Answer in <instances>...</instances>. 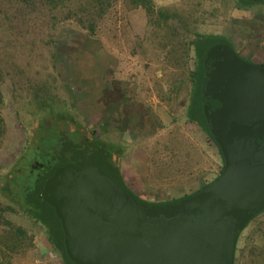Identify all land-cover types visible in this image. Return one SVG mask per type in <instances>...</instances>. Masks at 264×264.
I'll return each mask as SVG.
<instances>
[{"label":"rangeland","instance_id":"374dc122","mask_svg":"<svg viewBox=\"0 0 264 264\" xmlns=\"http://www.w3.org/2000/svg\"><path fill=\"white\" fill-rule=\"evenodd\" d=\"M152 2L155 9L175 14L180 33L186 27L189 35L223 34L247 61L264 64V3ZM106 4L102 15L94 13L96 33L91 35L65 10L52 14L39 0H0V112L5 122L0 175L21 153L37 116L47 115L35 99L48 93L56 111L71 114L122 149V175L140 198L167 201L193 192L220 173L222 161L206 133L185 116L188 71L163 48L162 34L173 29L157 28L156 15L133 0ZM187 67L193 68V55ZM4 215L34 237L31 245L15 241L14 251L8 248L11 241L0 237V264H62L37 221L20 213ZM238 238L235 264L243 252L254 260L244 256L242 264H264V211Z\"/></svg>","mask_w":264,"mask_h":264},{"label":"water","instance_id":"95a60500","mask_svg":"<svg viewBox=\"0 0 264 264\" xmlns=\"http://www.w3.org/2000/svg\"><path fill=\"white\" fill-rule=\"evenodd\" d=\"M203 66L202 111L223 157L221 173L174 203L146 204L97 165L60 164L41 195L73 263L234 264L239 234L264 210V65L217 42Z\"/></svg>","mask_w":264,"mask_h":264},{"label":"trees","instance_id":"16d2710c","mask_svg":"<svg viewBox=\"0 0 264 264\" xmlns=\"http://www.w3.org/2000/svg\"><path fill=\"white\" fill-rule=\"evenodd\" d=\"M106 1L39 0V3L46 6L52 14L59 10H65L67 16H74L91 35H94L96 33V16L94 13L97 16L102 15L107 8ZM133 2L142 5L150 16L156 15L157 28L173 29V32L171 30L170 33L162 34L163 40L166 41L163 48L173 60L179 63L180 68H186L188 71L190 89L188 97L183 103L185 116L188 121L199 126L217 147L222 161L221 173L223 157L208 129L202 111L200 86L204 70L203 56L212 44L222 42L230 45L243 60H247L238 53L228 36L199 31H194L193 35H189L188 31L191 32V30L188 29L187 31L186 27L180 33L175 26V14L167 8L155 9L152 0H133ZM255 3L258 2L237 0V4L244 6ZM259 3H264V1ZM182 25L184 26L183 22ZM190 55H193L192 69L187 67ZM1 101L2 94L0 92V103ZM35 101L41 109H48V113L46 116H37L33 130L27 131L25 145L21 153L8 171L0 175V195L3 198L0 200V217H3L1 224L4 226L3 230L0 229V237L11 241V245L8 246L10 250L14 251L15 241H27L30 245L33 243V234H30L22 225H16L4 217L6 212L20 213L37 221L45 229L46 240L51 245L52 250L58 254L62 264H75L66 254L60 221L56 217L53 207L43 200L41 195L42 184L49 174L62 163H69L75 167L97 165L102 173L112 177L122 189L131 194L137 201L146 204L174 203L210 184L220 174L201 188L181 197L155 202L144 200L127 185L126 179L122 175L123 169L120 165L122 149L120 147L101 138L94 130L88 129L74 119L71 114L56 111L53 97L48 93H44ZM4 130L5 122L0 112V140Z\"/></svg>","mask_w":264,"mask_h":264},{"label":"crops","instance_id":"0c3cea01","mask_svg":"<svg viewBox=\"0 0 264 264\" xmlns=\"http://www.w3.org/2000/svg\"><path fill=\"white\" fill-rule=\"evenodd\" d=\"M238 240H239V238H238ZM238 242H239V241H237L236 249H235V256H237V258H238V246H239ZM240 251H241V250H240ZM244 256H245V257H246V256H251V257H252V261L254 260V256H253L252 254H250V253H248V252H243V253H241V256H240V259H239L240 264H242L241 261L244 259ZM234 264H235V259H234Z\"/></svg>","mask_w":264,"mask_h":264}]
</instances>
